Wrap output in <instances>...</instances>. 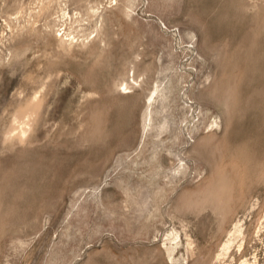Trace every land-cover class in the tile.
Returning <instances> with one entry per match:
<instances>
[{
	"label": "rangeland",
	"instance_id": "obj_1",
	"mask_svg": "<svg viewBox=\"0 0 264 264\" xmlns=\"http://www.w3.org/2000/svg\"><path fill=\"white\" fill-rule=\"evenodd\" d=\"M244 259L264 0H0V264Z\"/></svg>",
	"mask_w": 264,
	"mask_h": 264
},
{
	"label": "bare ground",
	"instance_id": "obj_2",
	"mask_svg": "<svg viewBox=\"0 0 264 264\" xmlns=\"http://www.w3.org/2000/svg\"><path fill=\"white\" fill-rule=\"evenodd\" d=\"M235 231H238V232H240L241 230L238 228V227H235ZM230 242H232L231 241V238H229L227 241H226V243H225V248L224 249H228V248H230L229 247V245H230ZM232 244V243H231ZM257 264H258V262H256ZM255 262H254V264H256ZM242 264H253L250 260H248V259H244L243 261H242Z\"/></svg>",
	"mask_w": 264,
	"mask_h": 264
}]
</instances>
